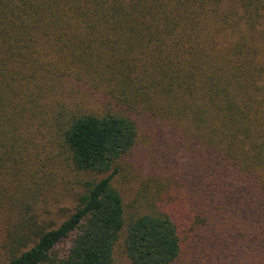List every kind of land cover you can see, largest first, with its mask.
<instances>
[{"label":"trees","instance_id":"obj_1","mask_svg":"<svg viewBox=\"0 0 264 264\" xmlns=\"http://www.w3.org/2000/svg\"><path fill=\"white\" fill-rule=\"evenodd\" d=\"M263 6L0 0L5 264H113L124 230L128 264H264L263 71L240 32ZM137 154L151 184L125 205Z\"/></svg>","mask_w":264,"mask_h":264},{"label":"rangeland","instance_id":"obj_2","mask_svg":"<svg viewBox=\"0 0 264 264\" xmlns=\"http://www.w3.org/2000/svg\"><path fill=\"white\" fill-rule=\"evenodd\" d=\"M259 18L255 25V29H249L248 25L241 26L240 32L243 33L245 38L247 39L248 44H250L251 48L255 49V57H254V66L262 69L263 72H260V78H257L258 87L263 89L264 91V6L258 10ZM243 21L247 22L246 19ZM241 35V34H240ZM262 96L261 94H258ZM264 96V92H263ZM141 155L144 153V157L147 154L146 148L140 142L137 147ZM130 159V158H129ZM132 163V164H131ZM146 160L137 154L135 159L131 160L130 163L127 161L122 163V169L118 175H116L113 179L114 186L120 192L124 204L130 205L137 196L138 192L144 187V190H149V185H141L148 180L147 166ZM74 206L73 202H70L65 196H62V193H55L50 192L42 199L40 202L41 210L45 209L48 210L50 214L44 213V217L50 218L54 216L55 221H63L65 215L63 210L64 209H72ZM129 210V209H128ZM11 219L12 217L5 214H0V264H5L7 262V257L4 251L1 249L2 244L6 238V232L11 227ZM58 219V220H57ZM125 234V230L122 232L121 241L115 248V255H114V263L113 264H128L127 259L123 253L122 247V240Z\"/></svg>","mask_w":264,"mask_h":264}]
</instances>
